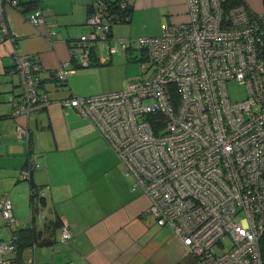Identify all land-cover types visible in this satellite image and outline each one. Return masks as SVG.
Listing matches in <instances>:
<instances>
[{
  "label": "built area",
  "instance_id": "built-area-1",
  "mask_svg": "<svg viewBox=\"0 0 264 264\" xmlns=\"http://www.w3.org/2000/svg\"><path fill=\"white\" fill-rule=\"evenodd\" d=\"M116 2L113 12L111 0H92L90 30L72 44L71 59L55 70L59 82L88 66L98 46L108 55L130 48L126 38L111 33L116 23L129 20L128 0ZM223 2L186 0L185 21L132 39L141 52L136 79L119 90L72 95L61 105L91 121L122 163L124 176L132 179L131 189L147 195L146 212L157 225L171 227L198 264H262L264 6L256 11L239 4L224 11ZM4 4L21 8L18 0H0V8ZM23 14L32 24L47 25L38 8ZM53 35L47 27L46 36ZM15 70L22 98L12 102V114L27 115L48 99L37 90L39 66L31 56L16 54ZM229 81L243 86L239 99L230 98ZM15 136L27 140L29 130L18 124ZM37 166L29 161L20 178L30 179ZM12 208L1 196L0 215L12 234L0 240V264L16 262L21 225ZM36 213L43 220L40 206ZM70 237L63 223L57 239Z\"/></svg>",
  "mask_w": 264,
  "mask_h": 264
},
{
  "label": "crops",
  "instance_id": "crops-1",
  "mask_svg": "<svg viewBox=\"0 0 264 264\" xmlns=\"http://www.w3.org/2000/svg\"><path fill=\"white\" fill-rule=\"evenodd\" d=\"M21 8H0V197L6 195L21 225L42 230L33 249L26 246L19 263L27 264H198L168 225L159 226L147 211L149 199L131 189L132 179L106 139L76 108L61 101L72 95H94L119 90L139 75L130 74L132 39L157 35L167 24L187 18L186 0H129L128 21L116 23L112 35L124 37L127 50L107 53L98 46L88 66L79 67L65 83L55 70L71 59L70 48L87 24L92 0H18ZM260 10L264 0H244ZM38 8L47 25L32 24L24 8ZM6 27V32L2 27ZM47 27L54 31L46 36ZM16 54L29 55L38 64L37 90L47 99L29 114H12V102L22 98L15 70ZM138 58V57H137ZM20 124L29 130L27 140L17 139ZM36 162L31 178H20L27 163ZM43 200L31 195V184ZM35 209V210H34ZM63 223L71 237L57 239ZM12 234L0 215V240Z\"/></svg>",
  "mask_w": 264,
  "mask_h": 264
},
{
  "label": "trees",
  "instance_id": "trees-1",
  "mask_svg": "<svg viewBox=\"0 0 264 264\" xmlns=\"http://www.w3.org/2000/svg\"><path fill=\"white\" fill-rule=\"evenodd\" d=\"M116 1H119V0H111L112 3L109 6V8H111L113 12H116V9L118 8L117 7L118 4L116 5L117 3ZM239 4L245 5L244 0H224L223 9L224 11H228L231 7H234ZM127 6L128 7L124 9V12L128 14L130 18L131 6H130L129 0H128ZM31 8L32 7L24 8V10L31 9ZM32 188H36L33 183L31 184V189ZM32 193H33L32 197L36 199L37 204L39 206H42L43 200L39 196L38 190L35 189V192L33 191ZM35 212H37V210ZM41 233H42V230L37 231L34 227L26 228L23 230L22 229L17 230L16 232V235H17L16 263L20 262L22 250L26 246L30 245L33 241H37L39 237L41 236ZM259 249H260L262 264H264V232H262V235L260 236V239H259Z\"/></svg>",
  "mask_w": 264,
  "mask_h": 264
},
{
  "label": "rangeland",
  "instance_id": "rangeland-1",
  "mask_svg": "<svg viewBox=\"0 0 264 264\" xmlns=\"http://www.w3.org/2000/svg\"><path fill=\"white\" fill-rule=\"evenodd\" d=\"M130 58L136 61L128 62V71L130 74H137L139 73V59L141 58V52L139 50H132L129 54ZM138 57V58H137ZM227 88L229 91L230 98L232 100L239 99L242 95H244V88L243 86L239 85L235 81H229L227 83Z\"/></svg>",
  "mask_w": 264,
  "mask_h": 264
}]
</instances>
